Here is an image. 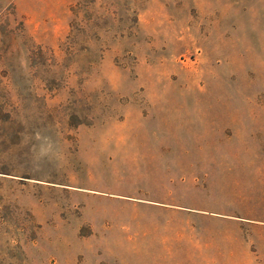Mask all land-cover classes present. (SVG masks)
<instances>
[{
  "label": "rangeland",
  "instance_id": "rangeland-1",
  "mask_svg": "<svg viewBox=\"0 0 264 264\" xmlns=\"http://www.w3.org/2000/svg\"><path fill=\"white\" fill-rule=\"evenodd\" d=\"M0 264H264V0H0Z\"/></svg>",
  "mask_w": 264,
  "mask_h": 264
}]
</instances>
